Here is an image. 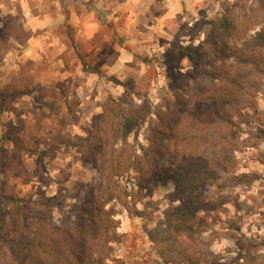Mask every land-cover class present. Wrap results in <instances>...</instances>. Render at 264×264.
Here are the masks:
<instances>
[{
	"label": "rangeland",
	"instance_id": "1",
	"mask_svg": "<svg viewBox=\"0 0 264 264\" xmlns=\"http://www.w3.org/2000/svg\"><path fill=\"white\" fill-rule=\"evenodd\" d=\"M86 5L80 0H0V264L7 261L4 235L15 234L17 206L26 216L44 214L58 225L74 217L91 187L100 188L105 209L118 222L119 240L110 245L106 264H160L152 240L169 235L167 214L178 205L173 187L137 194L133 171L99 179L91 139L104 108L109 101L125 107L146 103L153 112L169 102L176 110L191 91L209 86L203 77L189 78L192 66L178 57L179 47L202 45L203 53L209 51L214 25L223 19L244 18L256 28L264 19V0H197L193 15L142 10L141 25L128 33L102 26L97 14L99 24L90 21L85 31L66 22L50 27V33L49 27L27 30L34 19L40 25L45 13L67 6L84 11ZM32 38L38 40L33 50L28 49ZM120 49L130 54L124 61L116 58ZM185 85L191 91L182 90ZM227 118L237 133L231 142L236 169L231 174L217 169V186L205 192L196 214L201 222L196 236L211 264H264V80L239 107L227 110ZM37 119L42 127L38 136H29L31 150L2 139L5 124ZM153 121L150 115L127 138L137 153L147 147ZM14 197L20 202L13 203Z\"/></svg>",
	"mask_w": 264,
	"mask_h": 264
},
{
	"label": "trees",
	"instance_id": "2",
	"mask_svg": "<svg viewBox=\"0 0 264 264\" xmlns=\"http://www.w3.org/2000/svg\"><path fill=\"white\" fill-rule=\"evenodd\" d=\"M259 25L256 28L257 24L244 18L228 17L214 25L209 51L202 53V45L179 47L178 57L188 59L192 66L189 78L207 79L208 88L192 92L185 85L182 90L191 93L176 110L169 102L151 112L146 103L125 107L109 101L101 127L91 139L95 147L91 159L101 181L133 171L137 194L172 185L178 205L167 214L169 235L152 240L160 264H211L196 236L201 224L196 214L205 192L217 186V169L225 174L236 169L231 142L237 133L227 110L239 107L249 92L263 84L264 19ZM242 42L245 47L240 46ZM150 115L154 121L147 128V147L137 153L127 138ZM41 127L40 119L23 125L9 122L4 125L6 136L2 139L29 151L33 148L29 136H38ZM12 202L20 200L14 197ZM22 210L17 206L12 220L15 234L9 231V236L4 235L5 264H106L110 245L119 240L115 232L118 222L105 209L100 188L91 187L74 217L58 225L44 214L26 216Z\"/></svg>",
	"mask_w": 264,
	"mask_h": 264
},
{
	"label": "crops",
	"instance_id": "3",
	"mask_svg": "<svg viewBox=\"0 0 264 264\" xmlns=\"http://www.w3.org/2000/svg\"><path fill=\"white\" fill-rule=\"evenodd\" d=\"M23 1V0H22ZM28 1V0H27ZM33 1V0H30ZM36 1V0H35ZM69 4L72 0H63ZM79 1V0H78ZM87 3L88 9L79 10L78 12L67 6L66 8L60 7V11L55 13H45L42 23L36 24V20L29 21L27 23V30L35 32L36 29H46L47 27H52L53 25H62L64 22L66 24L73 25V27L78 29H84V26L90 21L95 24L111 25L115 27L117 32L128 33L136 30V27L141 25L137 18L139 17L142 10L149 9H165L167 17L170 15H179L184 10L188 14H195L196 2L197 0H80ZM158 1V2H157ZM200 1V0H199ZM205 1V0H201ZM80 5V4H79ZM23 7V5H22ZM81 7V5H80ZM24 10V8H22ZM25 11V10H24ZM144 13V12H143ZM148 13V12H145ZM96 14L101 17L103 21H97ZM157 16V14H152ZM106 18V20H105ZM68 19V21H66ZM51 29V28H50ZM52 29L49 31V33ZM85 31V29H84ZM45 33H48V31ZM44 41L46 37H43ZM39 39V38H38ZM41 40V39H40ZM48 40V39H47ZM38 40L32 38L29 41L28 49H34L35 42ZM130 54L126 52L125 49H120L117 59L126 60ZM116 62V61H115Z\"/></svg>",
	"mask_w": 264,
	"mask_h": 264
}]
</instances>
